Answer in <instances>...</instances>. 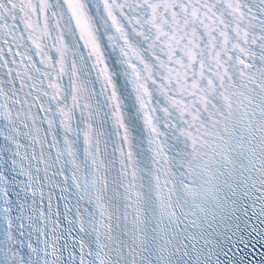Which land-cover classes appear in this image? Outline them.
<instances>
[{
    "label": "snow or ice",
    "instance_id": "6c2138e0",
    "mask_svg": "<svg viewBox=\"0 0 264 264\" xmlns=\"http://www.w3.org/2000/svg\"><path fill=\"white\" fill-rule=\"evenodd\" d=\"M0 264H264V0H0Z\"/></svg>",
    "mask_w": 264,
    "mask_h": 264
}]
</instances>
